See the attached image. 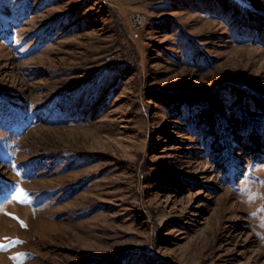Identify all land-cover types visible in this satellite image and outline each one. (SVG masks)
Listing matches in <instances>:
<instances>
[{"label": "rangeland", "instance_id": "rangeland-1", "mask_svg": "<svg viewBox=\"0 0 264 264\" xmlns=\"http://www.w3.org/2000/svg\"><path fill=\"white\" fill-rule=\"evenodd\" d=\"M0 244L264 264V0H0Z\"/></svg>", "mask_w": 264, "mask_h": 264}, {"label": "snow or ice", "instance_id": "snow-or-ice-1", "mask_svg": "<svg viewBox=\"0 0 264 264\" xmlns=\"http://www.w3.org/2000/svg\"><path fill=\"white\" fill-rule=\"evenodd\" d=\"M12 167L15 168L17 167L15 164H12ZM8 196H10L12 201H18L20 203H27L29 201V196L28 194L20 188L19 184H16L13 189L8 193ZM255 215V213H253ZM13 243H16L13 241ZM7 245L0 244V249L6 248Z\"/></svg>", "mask_w": 264, "mask_h": 264}, {"label": "built area", "instance_id": "built-area-1", "mask_svg": "<svg viewBox=\"0 0 264 264\" xmlns=\"http://www.w3.org/2000/svg\"><path fill=\"white\" fill-rule=\"evenodd\" d=\"M145 17V13L144 12H132L131 13V18H130V23H131V30L132 32L135 33V35L137 36L139 33V23L143 21Z\"/></svg>", "mask_w": 264, "mask_h": 264}, {"label": "bare ground", "instance_id": "bare-ground-1", "mask_svg": "<svg viewBox=\"0 0 264 264\" xmlns=\"http://www.w3.org/2000/svg\"><path fill=\"white\" fill-rule=\"evenodd\" d=\"M144 22H145V17H144L143 21L139 23V30H140V28H142ZM39 222H40V221H39ZM39 222H38V224H39ZM47 222H48V221H47ZM47 222H46V223H47ZM39 226H40V224H39ZM45 226H46V224L44 225V227H45Z\"/></svg>", "mask_w": 264, "mask_h": 264}]
</instances>
